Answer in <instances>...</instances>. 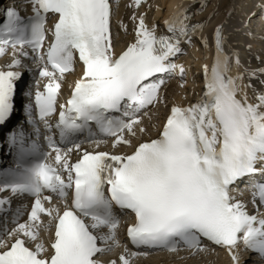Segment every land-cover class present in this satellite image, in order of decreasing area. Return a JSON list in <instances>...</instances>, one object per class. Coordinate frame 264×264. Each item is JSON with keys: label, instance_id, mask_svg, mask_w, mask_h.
Instances as JSON below:
<instances>
[{"label": "snow or ice", "instance_id": "1", "mask_svg": "<svg viewBox=\"0 0 264 264\" xmlns=\"http://www.w3.org/2000/svg\"><path fill=\"white\" fill-rule=\"evenodd\" d=\"M26 3L31 16L22 18L8 6L0 23V56L11 53L0 69V151L14 162L0 168V193H8L0 196V264H131L151 250L183 248L197 256L215 247L231 264H241L242 251L264 264V179H254L264 177V67L229 74L232 62L237 68L241 62L234 48L225 51L227 19L211 33L214 55L210 66L202 65L203 94L184 106L172 103L156 137L134 145L137 132L149 131L140 113L167 106L164 77L179 71L183 87L184 67L175 62L183 45L191 46L196 36L209 48L205 23L193 21L207 0L195 9L178 6L164 21L167 34L157 35V25L134 12V40L119 53L111 0ZM234 11L229 7L225 16ZM49 14L53 23L46 28ZM254 15L247 14L243 27ZM121 28L127 32L122 22ZM77 57L81 71L68 81ZM28 61L39 79L23 93L29 98L23 104L26 120L12 124L23 81L19 69L33 72ZM64 83L70 95L61 102ZM108 138L111 150L102 149ZM121 145L133 150L118 151ZM246 178L252 212L232 194ZM13 198L31 203L13 208ZM114 206L133 217L126 236L136 251L117 237L121 216ZM120 247L118 259H102Z\"/></svg>", "mask_w": 264, "mask_h": 264}, {"label": "bare ground", "instance_id": "2", "mask_svg": "<svg viewBox=\"0 0 264 264\" xmlns=\"http://www.w3.org/2000/svg\"><path fill=\"white\" fill-rule=\"evenodd\" d=\"M147 1L148 0H145V3ZM241 1H242V3H241ZM262 1H264V0H262ZM240 3H241V5H240ZM250 3H252L251 0H207V7H205L202 12L197 13L193 17L194 22L195 21H202L205 23V27L203 28L202 33H203V35L209 36V39H210L209 48L208 49L204 48L206 50V55L204 57L205 59L203 60V64L207 63V64H209V66L211 65L212 57L214 55V49L211 46V33L214 29V26L218 22H220L224 19H227V21H228L227 24L225 25V32L229 37L228 44L225 45V50H230L229 46H231V48H234L237 50L239 48V50L241 52L244 50V49L240 48L241 45H240V42H238V39L244 40L243 39L244 37H243V35L242 36L240 35V37H238L239 33H238V31H236L237 29H236L235 19H236V17L240 16L241 9L242 8L244 9L245 7L250 6ZM180 5H190L193 9H195L199 6V0H165V2H164L165 13H161V14H163V16H161V17H163V20L165 21V19H167L174 11H176L178 6H180ZM233 6H235V11L232 13V15L230 17H226L225 16L226 10L229 7H233ZM131 9L132 8H130V6H128V4H126L124 11H123V16H122L123 20L121 21L124 24L129 25V24H132L131 22H133L131 20V18L129 17L130 13H131L130 12ZM159 12H160V10H159ZM158 14H160V13H158ZM209 14H211V19L208 18ZM156 16H158V15L156 14ZM115 20L117 22L120 21V19L118 20L117 14H116ZM152 22L156 23L155 20ZM263 25H264V21L263 22L261 21V22L254 24V26H256V27H260ZM149 26H150V24H149ZM117 29H118V27H117ZM164 29H166V28L164 27ZM133 40H134V37H130L128 41L131 43ZM127 44H128V42H127ZM119 47L120 48L115 51L116 53H119L120 51H122L124 49L123 47L126 48V44H122ZM260 56L264 58V53L261 54ZM179 58H180V56H179ZM181 60H183V59H181ZM5 65H6V63L0 64V69H2ZM259 67H264V61L258 62L256 60H254L248 66V68H259ZM238 71H239V68H237L236 65L232 64V66L230 67V70H229V74L235 75ZM74 79H76V77H74ZM247 82H248L247 77H245L244 83H247ZM238 83H239V81H238ZM256 87L259 88L258 81H257ZM167 90H170L169 92H172L173 96L175 97V99L171 102V104L177 103V104H180L181 106H184V105H187L190 103L189 102L190 100H185V99H181L178 97L179 96L178 90L176 89V87L173 84H170L167 87ZM248 94H249V97L251 99L252 89H248ZM151 113L153 115L157 116V120H160V116H159L160 113L159 112H156L155 110H153V112H151ZM166 116H167V114L162 119L165 120ZM152 125H155L156 127L154 128V127H152ZM147 127L149 128L150 132L145 134L140 141L145 140V139H149V138H155L156 135L158 134L157 129L160 126L158 127V125H157V123H155V121H151V122L149 121V126H147ZM137 142H138L137 140H133L134 145ZM127 149H129V147L125 148V146L121 145L120 148L118 149V151L127 152L128 151ZM237 198L241 199L242 201H244L247 204L250 212L253 211L252 204L250 203L251 196H247V197H243V198L237 196ZM223 251L221 252L220 250L215 249L214 251L210 250V251L205 252V253H200L197 256H190L188 252H181V253H178L175 255H167V254H165V255L161 254L160 255V254H158V255L154 256V255L148 254L147 256H137V257L133 258L131 261V264H184V263H190V262H194V264L195 263L196 264H231L230 258L227 255H225L223 253ZM221 255H223V256H221ZM223 257H224V260H222ZM245 257L246 256L241 254V264H243V262H244V264H253V260H251V259L244 261ZM105 262H107V261H105ZM257 264H261V263H257Z\"/></svg>", "mask_w": 264, "mask_h": 264}, {"label": "rangeland", "instance_id": "3", "mask_svg": "<svg viewBox=\"0 0 264 264\" xmlns=\"http://www.w3.org/2000/svg\"><path fill=\"white\" fill-rule=\"evenodd\" d=\"M164 2H165V0H148L145 3V0H142L141 6L139 8L130 7L132 9L130 10L131 13H130L129 17L131 18L134 12L136 13L137 16H139L141 13H144L145 23L148 25L150 24V26H151L152 25L151 23H153L152 21L155 20L156 21L155 24L157 25V29L161 30L162 21H163V17H161V16H163V14H161V13H165ZM132 3H133V0H116V10L118 12V20L120 19V21L117 22L116 33H115L114 41H113L115 50L119 49L120 48L119 46H121L122 44H127V42H129L128 40L130 37H135L134 31H133L134 22H131L132 24H129V25L124 24L122 22L124 25L127 26V32H125L121 28V21L123 20L122 16H123L124 8H125L126 4H128V6H129ZM159 10H160V12H159ZM158 13H160V14H158ZM156 14L158 16H156ZM117 27H118V29H117ZM250 45H251V49H253V50L263 48L261 40H258V41L255 40L254 42L250 43ZM205 55H206V50L199 43V37L194 36L192 38V45L191 46H189L187 44H186V46H184L182 58L184 60L188 61V64H189V66L187 68L186 79H184V81H183V87H181V83H182L181 80L176 79V80H173L174 82H172V84L178 90L179 96L178 95L177 96L179 98L185 99V100H194L196 98V96L198 95V93H200V91L202 89V83H203L202 82V76H201V73H202V69H201L202 63L201 62L203 61L202 59H204ZM7 58L8 57H0V64L6 62L8 60ZM9 63H10V61H9ZM169 91L170 90H166L164 93V97L166 99L167 106L165 104H161L156 109V112H159L160 116L163 114H166L168 112V109L170 108L171 102L175 99L172 92H169ZM20 98H22V97H20ZM149 121L150 122L155 121V123L159 122V120H157L156 115L150 114L149 118L146 119V122L142 123V126H144V127L149 126ZM148 132H150V131H148ZM141 136H144V135L137 133V137L135 139H138ZM121 251H122V247L117 248L115 250V252L108 253L104 257V259H106V260H110L113 258L118 259L119 253ZM221 256H223V255H221ZM222 260H224V257L222 258ZM190 263L194 264V262H190ZM190 263H184V264H190Z\"/></svg>", "mask_w": 264, "mask_h": 264}]
</instances>
